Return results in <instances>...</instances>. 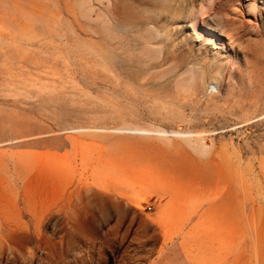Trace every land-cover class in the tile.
I'll return each mask as SVG.
<instances>
[{
  "label": "rangeland",
  "instance_id": "obj_1",
  "mask_svg": "<svg viewBox=\"0 0 264 264\" xmlns=\"http://www.w3.org/2000/svg\"><path fill=\"white\" fill-rule=\"evenodd\" d=\"M162 206L264 264V0H0V264H140Z\"/></svg>",
  "mask_w": 264,
  "mask_h": 264
},
{
  "label": "crops",
  "instance_id": "obj_2",
  "mask_svg": "<svg viewBox=\"0 0 264 264\" xmlns=\"http://www.w3.org/2000/svg\"><path fill=\"white\" fill-rule=\"evenodd\" d=\"M176 219L175 210L162 206L155 220L141 223L140 264H223L226 232L220 223L205 216Z\"/></svg>",
  "mask_w": 264,
  "mask_h": 264
},
{
  "label": "bare ground",
  "instance_id": "obj_3",
  "mask_svg": "<svg viewBox=\"0 0 264 264\" xmlns=\"http://www.w3.org/2000/svg\"><path fill=\"white\" fill-rule=\"evenodd\" d=\"M117 132H126V133H134V134H151V135H171V136H185V133H181L178 131L166 132L159 129L147 130V129H139V128H126V129H117Z\"/></svg>",
  "mask_w": 264,
  "mask_h": 264
},
{
  "label": "built area",
  "instance_id": "obj_4",
  "mask_svg": "<svg viewBox=\"0 0 264 264\" xmlns=\"http://www.w3.org/2000/svg\"><path fill=\"white\" fill-rule=\"evenodd\" d=\"M149 209V207H147Z\"/></svg>",
  "mask_w": 264,
  "mask_h": 264
}]
</instances>
